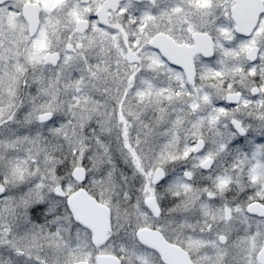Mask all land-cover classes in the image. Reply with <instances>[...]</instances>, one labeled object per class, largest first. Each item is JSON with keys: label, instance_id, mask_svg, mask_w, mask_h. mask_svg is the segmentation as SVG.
Listing matches in <instances>:
<instances>
[{"label": "snow or ice", "instance_id": "snow-or-ice-1", "mask_svg": "<svg viewBox=\"0 0 264 264\" xmlns=\"http://www.w3.org/2000/svg\"><path fill=\"white\" fill-rule=\"evenodd\" d=\"M0 264H264V0H0Z\"/></svg>", "mask_w": 264, "mask_h": 264}]
</instances>
